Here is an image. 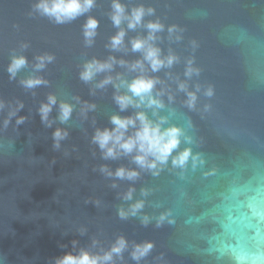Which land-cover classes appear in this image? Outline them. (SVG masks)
<instances>
[{
	"label": "water",
	"instance_id": "1",
	"mask_svg": "<svg viewBox=\"0 0 264 264\" xmlns=\"http://www.w3.org/2000/svg\"><path fill=\"white\" fill-rule=\"evenodd\" d=\"M37 3L0 0V264H56L82 249L102 255L119 237L128 246L113 264H264V0H119L124 16L145 9L135 28L127 19L114 24L113 0H95L63 23ZM90 17L98 22L91 43L84 35ZM150 21L164 26L152 41L161 57H178L158 71L143 50L132 49L134 39L148 36ZM121 30L123 42L113 48ZM18 56L27 63L13 77L8 68ZM39 56L53 59L37 69ZM110 57V70L81 79L87 62ZM190 59L199 73L189 77ZM138 60L143 73L131 67ZM141 74L157 79L152 95L164 107L121 110L115 96L131 95L121 80ZM107 76L113 83L98 87ZM30 77L45 83L26 87ZM188 91L196 93L194 107ZM50 95L56 104L44 119L40 109ZM62 102L72 105L67 120L60 119ZM138 111L182 129L191 143L182 136L173 155L191 148L204 163L193 168L190 158L181 169L170 157L154 175L134 162L135 152L105 157L96 131L114 128L113 115ZM58 129L63 138L55 136ZM121 167L139 175L118 177ZM138 200L144 207L136 215H119ZM163 212L170 216L157 226ZM146 241L152 249L134 260L133 246Z\"/></svg>",
	"mask_w": 264,
	"mask_h": 264
},
{
	"label": "clouds",
	"instance_id": "2",
	"mask_svg": "<svg viewBox=\"0 0 264 264\" xmlns=\"http://www.w3.org/2000/svg\"><path fill=\"white\" fill-rule=\"evenodd\" d=\"M95 0H38L35 8L42 14L54 18L57 23H63L67 20L74 19L76 16L88 11L94 4ZM113 15L112 19L115 25L119 26L122 19H127L128 27L135 28L141 24L145 15V9L141 6L133 9L130 16H124V7L119 3V0H113ZM148 13L153 10L148 9ZM98 22L94 18H89L84 25V35L86 40L91 43V38L95 36V29ZM146 27L149 29V34L146 38H137L132 41V49L134 51L143 50L144 61H147L152 71H158L163 66H171L178 59L174 54H169L167 57H161V50L154 46L152 41L156 37V33L163 29V25L159 21H150ZM175 31V26L169 27V33ZM125 33L123 30L118 32L111 38V46L118 48L122 42ZM177 39H180L177 36ZM194 46H195V42ZM53 59L52 56H39L37 57L38 63L37 69H41L45 66L46 62H50ZM115 62L114 57H110L107 61H98L93 59L84 65L83 71L80 73L81 79L90 81L99 72L110 70ZM26 58L23 56L13 57L8 71L14 77L16 73L26 65ZM119 63L124 64L125 61L121 60ZM133 70L139 69L141 73L144 71L143 61H136L131 65ZM193 73H199V69L193 67V61L190 59L187 62L185 70L186 76H191ZM157 79L146 75H138L130 82L121 80L120 84H125L131 93L116 95L115 99L119 104L121 110H125L129 106L140 108L146 103V106L155 108L164 107L163 101L152 95L153 89L157 84ZM22 83L26 87H35L39 84L45 83L40 77H30L23 80ZM113 83V77L107 76L102 80L98 87H103L106 84ZM114 87L119 88V84H114ZM181 90H186L187 85L184 82L179 84ZM199 90V85H197ZM213 89L207 88L205 95L211 96ZM187 104L189 107H194L197 99L196 93L188 91ZM138 98V99H135ZM171 99V97H169ZM56 104V97L50 95L48 97V103L41 106V114L44 119L47 118L48 113L51 111L52 105ZM3 104L0 103V108ZM94 107V105L92 106ZM61 120H67L72 112V105L67 103L60 104ZM156 113L154 112V115ZM19 122V121H18ZM111 122L114 125L112 129H98L94 141L99 147L104 150L105 157H116L118 154L128 155L133 152L136 154L133 156V160L141 168L148 169L153 172L154 175L159 174L160 167L166 165L171 157V163L173 167L185 168L191 158L192 167H197L198 164H203L204 161L200 157V154H193L191 148H184L183 150L176 152L173 155L180 143L181 137L184 136L183 130L176 126L163 127L166 122L165 117H160L157 121L150 119L143 111L136 112L135 116L120 117L119 115H113ZM7 121H5V124ZM129 128L134 129L131 134H128ZM66 133H62L59 129L56 131L55 136L57 139L63 138ZM185 141L191 143V137L184 136ZM111 175V173H109ZM116 176L128 179H133L139 175L136 170H129L123 167L117 169ZM132 189L125 195V199H131ZM145 194L146 190H144ZM144 207V201L138 200L130 206L128 210L120 209L119 215L122 218H126L128 215H136L139 210ZM170 216L169 212H163L157 218V226L162 224ZM150 217L144 216L143 223L147 224ZM169 222H172L169 220ZM75 243V242H74ZM128 244L125 238L119 237L108 251H105L102 255L92 254L87 250H80L76 255L72 253L65 254L64 256L56 260V264H113L114 256H119L126 248ZM153 244L151 242H144L141 244H135L131 252V256L134 260L139 261L145 257L152 249Z\"/></svg>",
	"mask_w": 264,
	"mask_h": 264
}]
</instances>
